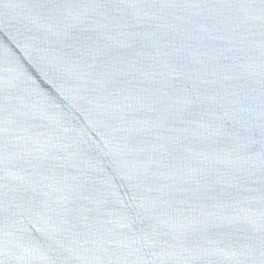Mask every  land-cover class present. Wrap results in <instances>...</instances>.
<instances>
[{
  "label": "water",
  "instance_id": "obj_1",
  "mask_svg": "<svg viewBox=\"0 0 264 264\" xmlns=\"http://www.w3.org/2000/svg\"><path fill=\"white\" fill-rule=\"evenodd\" d=\"M0 264H264V0H0Z\"/></svg>",
  "mask_w": 264,
  "mask_h": 264
}]
</instances>
